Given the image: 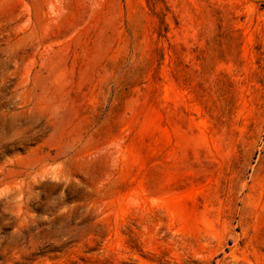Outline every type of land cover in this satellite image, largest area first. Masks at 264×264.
<instances>
[{"label":"rangeland","instance_id":"374dc122","mask_svg":"<svg viewBox=\"0 0 264 264\" xmlns=\"http://www.w3.org/2000/svg\"><path fill=\"white\" fill-rule=\"evenodd\" d=\"M0 264H264V0H0Z\"/></svg>","mask_w":264,"mask_h":264}]
</instances>
